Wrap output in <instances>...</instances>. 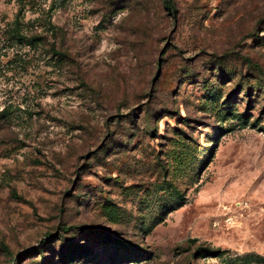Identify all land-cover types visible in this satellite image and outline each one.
Instances as JSON below:
<instances>
[{
	"label": "rangeland",
	"instance_id": "1",
	"mask_svg": "<svg viewBox=\"0 0 264 264\" xmlns=\"http://www.w3.org/2000/svg\"><path fill=\"white\" fill-rule=\"evenodd\" d=\"M0 264H264V0H0Z\"/></svg>",
	"mask_w": 264,
	"mask_h": 264
},
{
	"label": "trees",
	"instance_id": "2",
	"mask_svg": "<svg viewBox=\"0 0 264 264\" xmlns=\"http://www.w3.org/2000/svg\"><path fill=\"white\" fill-rule=\"evenodd\" d=\"M12 34L14 35L15 39L18 42H28L33 38V36H27L25 33L21 31V28L19 27V23L17 19H14L13 25H12Z\"/></svg>",
	"mask_w": 264,
	"mask_h": 264
}]
</instances>
